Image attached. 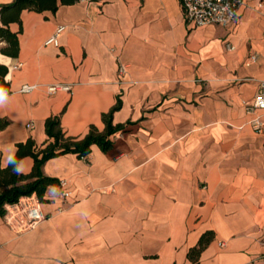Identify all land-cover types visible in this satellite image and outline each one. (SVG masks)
Returning a JSON list of instances; mask_svg holds the SVG:
<instances>
[{"label": "crops", "instance_id": "crops-1", "mask_svg": "<svg viewBox=\"0 0 264 264\" xmlns=\"http://www.w3.org/2000/svg\"><path fill=\"white\" fill-rule=\"evenodd\" d=\"M59 28L57 46L47 45ZM9 30L18 54L0 53L10 90L0 94L2 168L17 144L46 142L50 117L81 139L91 126L103 131L102 114L119 100L112 125L125 128L106 152L93 145L86 158L44 164L70 198L58 185L43 203L21 198L46 217L23 234L0 216V264H264V133L245 108L264 83V0H241L229 26L192 28L179 0H79L23 11ZM58 83L71 93L48 95ZM255 116L264 123V111ZM32 168L30 157L17 165Z\"/></svg>", "mask_w": 264, "mask_h": 264}, {"label": "trees", "instance_id": "trees-1", "mask_svg": "<svg viewBox=\"0 0 264 264\" xmlns=\"http://www.w3.org/2000/svg\"><path fill=\"white\" fill-rule=\"evenodd\" d=\"M79 0H13L10 5L0 6V43L5 47L0 49L4 56L15 58L18 54V39L15 33L9 30L12 23H20V14L23 11L43 13L57 11L59 5H72ZM7 68L0 65V94H9V85L5 82ZM121 103L115 105L105 114L101 121L103 131L91 126L88 133L81 139L67 136L61 126L58 116L48 118L44 123V132L47 140L41 146H37L31 139L16 145L15 153L8 161L6 167L0 164V216L5 214V207L16 204L21 198L34 195L39 203L44 202V196L49 187L57 186L58 182L43 174L44 164L52 159L66 154H75L78 158H86L91 146H97L101 151H108L112 143L110 136L123 131L124 125H112L113 114L119 110ZM6 122L0 121V128ZM25 157L33 160L31 173L24 175L17 171L19 161ZM211 237L210 233L201 236L198 245L189 251L188 258L195 263L199 254L207 245Z\"/></svg>", "mask_w": 264, "mask_h": 264}, {"label": "built area", "instance_id": "built-area-1", "mask_svg": "<svg viewBox=\"0 0 264 264\" xmlns=\"http://www.w3.org/2000/svg\"><path fill=\"white\" fill-rule=\"evenodd\" d=\"M181 10L186 24L192 28H203L208 25L229 26L233 24L237 18V12L241 0H179ZM63 28L56 30L55 35L46 42L57 46V37ZM227 51L232 50L229 44L226 45ZM257 60V54H252L248 62L254 64ZM20 67L17 65L15 68ZM125 74V67L119 66L118 77L122 78ZM36 89V86H23L21 93H30ZM46 93L54 95L64 92L71 93V86L66 84H51L46 86ZM246 111L252 119L249 121V127L257 134L264 133V123L260 122L255 116L257 111H264V83L259 87L258 94L254 102L250 106H245ZM30 127V126H29ZM60 196L63 201L70 198L67 182L61 180L58 182ZM4 220L7 226L16 234H23L35 228L39 223L43 222L46 217L39 209V205L32 198L18 201L14 205L5 207ZM223 243L219 247H223Z\"/></svg>", "mask_w": 264, "mask_h": 264}]
</instances>
